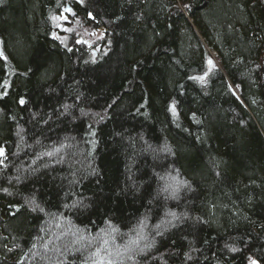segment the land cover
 Here are the masks:
<instances>
[{
    "label": "trees",
    "instance_id": "16d2710c",
    "mask_svg": "<svg viewBox=\"0 0 264 264\" xmlns=\"http://www.w3.org/2000/svg\"><path fill=\"white\" fill-rule=\"evenodd\" d=\"M0 146V264H264V0H0Z\"/></svg>",
    "mask_w": 264,
    "mask_h": 264
},
{
    "label": "rangeland",
    "instance_id": "374dc122",
    "mask_svg": "<svg viewBox=\"0 0 264 264\" xmlns=\"http://www.w3.org/2000/svg\"><path fill=\"white\" fill-rule=\"evenodd\" d=\"M65 7H66V5L63 7V9L61 11H59V13L57 15L52 17L53 24H54V32L53 33H54L55 38H59V39H62L65 41L68 37V33L75 32V36H77L79 41H82V42L89 44V45H92V44L95 45L96 41L92 40V38L95 34L91 35L90 34L91 31H89V28L82 26L80 19L73 14V10L71 9V6H69V8H67L70 11H66ZM82 28L84 30H82ZM80 32H83V34H80ZM86 35H88V36H86ZM97 50H98L97 47H95V49H92L93 52H96ZM95 55H96V53H94V56ZM213 56L216 57L215 54ZM216 60L217 59H215V61ZM169 181H171V183H172V182H174V179H170ZM139 231H140L139 232V234H140L141 230L139 229ZM71 234H73L75 237H80V235H78L77 233H76L77 235L75 233H71ZM106 237H107V235L102 236V238H104V239ZM67 238H68V241L72 240V242H73V236L67 237ZM70 238H71V240H70ZM131 240H133V239H131ZM131 240L129 241L130 245L135 244V242H133V241L131 242ZM87 256H89V254ZM97 258L98 257H95V259H97ZM106 260L109 261L108 259H106ZM252 261H256V260L251 259V260H249L248 264H252ZM96 264H100V263L97 261ZM256 264H258L257 261H256Z\"/></svg>",
    "mask_w": 264,
    "mask_h": 264
},
{
    "label": "bare ground",
    "instance_id": "6f19581e",
    "mask_svg": "<svg viewBox=\"0 0 264 264\" xmlns=\"http://www.w3.org/2000/svg\"><path fill=\"white\" fill-rule=\"evenodd\" d=\"M67 5V4H66ZM69 5V4H68ZM70 6V5H69ZM73 14H74V12H73ZM215 53H211V56H213ZM5 149L3 148V147H1L0 146V151L2 152V154H0V158L4 155V151ZM248 263H249V261H248ZM258 263V262H257Z\"/></svg>",
    "mask_w": 264,
    "mask_h": 264
},
{
    "label": "snow or ice",
    "instance_id": "6c2138e0",
    "mask_svg": "<svg viewBox=\"0 0 264 264\" xmlns=\"http://www.w3.org/2000/svg\"><path fill=\"white\" fill-rule=\"evenodd\" d=\"M66 11H70V10L66 9ZM209 63H211V61H209ZM21 103H23V101H21ZM0 154H2V152H0ZM252 264H256V261H252Z\"/></svg>",
    "mask_w": 264,
    "mask_h": 264
},
{
    "label": "water",
    "instance_id": "95a60500",
    "mask_svg": "<svg viewBox=\"0 0 264 264\" xmlns=\"http://www.w3.org/2000/svg\"><path fill=\"white\" fill-rule=\"evenodd\" d=\"M67 8H69V6H68V5H66L65 9H67ZM0 152H1V151H0Z\"/></svg>",
    "mask_w": 264,
    "mask_h": 264
}]
</instances>
